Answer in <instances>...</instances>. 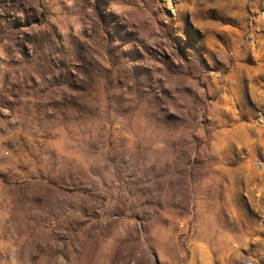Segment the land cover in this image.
Segmentation results:
<instances>
[{"label":"rangeland","instance_id":"rangeland-1","mask_svg":"<svg viewBox=\"0 0 264 264\" xmlns=\"http://www.w3.org/2000/svg\"><path fill=\"white\" fill-rule=\"evenodd\" d=\"M264 0H0V264H264Z\"/></svg>","mask_w":264,"mask_h":264},{"label":"built area","instance_id":"built-area-1","mask_svg":"<svg viewBox=\"0 0 264 264\" xmlns=\"http://www.w3.org/2000/svg\"><path fill=\"white\" fill-rule=\"evenodd\" d=\"M257 167L259 168L260 171H262L264 169V166L261 162H257L256 163ZM247 264H252L251 261H248Z\"/></svg>","mask_w":264,"mask_h":264}]
</instances>
